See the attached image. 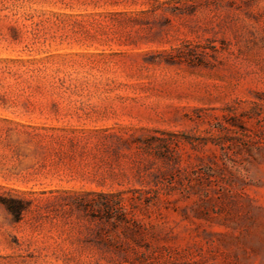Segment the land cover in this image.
<instances>
[{"label":"rangeland","instance_id":"374dc122","mask_svg":"<svg viewBox=\"0 0 264 264\" xmlns=\"http://www.w3.org/2000/svg\"><path fill=\"white\" fill-rule=\"evenodd\" d=\"M0 264H264V0H0Z\"/></svg>","mask_w":264,"mask_h":264},{"label":"trees","instance_id":"16d2710c","mask_svg":"<svg viewBox=\"0 0 264 264\" xmlns=\"http://www.w3.org/2000/svg\"><path fill=\"white\" fill-rule=\"evenodd\" d=\"M97 196L103 198V202L99 204L100 206L97 205V208L103 215V217L100 219L114 226L121 224L125 230H132V228H136V220L134 219L133 215L129 214L122 206L120 194ZM146 203H149V201ZM5 207L15 217L20 215L25 209L24 207H13L10 205H5Z\"/></svg>","mask_w":264,"mask_h":264}]
</instances>
